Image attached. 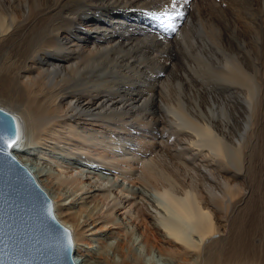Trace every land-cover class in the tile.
Segmentation results:
<instances>
[{
  "label": "rangeland",
  "instance_id": "374dc122",
  "mask_svg": "<svg viewBox=\"0 0 264 264\" xmlns=\"http://www.w3.org/2000/svg\"><path fill=\"white\" fill-rule=\"evenodd\" d=\"M123 1L124 0H119V4H111L112 1L110 0H45V5L47 4L48 6L39 8L35 11L34 13L36 14L33 16V18L35 17L34 20L26 16L27 18L25 17L22 23L17 27L18 29L20 26L22 27H20L21 30L19 29V32L21 31L20 33H18V29H16L18 34L15 36L18 35L20 37L15 38L12 42L20 39L21 41L19 42L21 43H13L9 48L10 61L7 62V65L10 64L9 70L19 66L22 67L24 61L31 60V58H29L32 55L29 51L31 48L30 42L35 43L36 40L32 41L31 39L29 42L28 38L29 34L31 37V32H33V30L37 35L43 33L41 38L45 37L47 40L50 37V32H52L51 36L53 32H59L61 33V42L65 41L64 38L77 37V40L80 39V41H84L83 43L88 44L86 42L92 41L93 36L100 33L91 32V30H89L91 24L93 26L95 22H99V26L105 25L108 27L110 26L108 22H113L116 18H122L117 19L123 21V23L120 22L121 26H117L115 31L113 27L116 23L114 21V23L111 24V28H108L106 32V39H101V41L105 42L110 38H118V36H121L123 38L121 43H109L108 50L105 49V51L100 53L101 55L96 56L97 58L95 54L94 57H89L86 61L82 57L83 55H79L80 57L76 60L84 64L86 62V69L92 72L97 79L105 81L106 86H103L102 90L108 97L116 96L117 89L119 95L116 97L121 96L124 89H127L128 92L133 91L132 93L139 95V101L137 100L134 104L143 103L142 105L140 104L141 106L149 104L160 110L163 108L164 103H175L178 99H181L183 104L185 103V107L189 114L197 118V120L206 116L210 117L213 113L217 114L216 109H218V113H221L219 114L221 115V122H223L224 119H229L224 122H227V130L228 132L230 131L227 136L233 142L226 137L227 141L232 144H236L238 140L241 141L245 138L246 141L247 139L250 141H247V151H249L246 153L247 160L245 159V164L247 165L244 166H248L251 169L250 172H247L249 168L245 169L247 167H244L239 173V178L234 181L239 185L241 191L248 193V196L241 201L243 210L239 207L240 210L234 214L232 221L236 226L239 224L241 225V234L244 235V237H242L243 241H245L250 249L252 248V250H254L251 252H257V255L262 253L264 251V244L257 243L259 235L256 227L260 222L264 223V0H190L188 9L185 13L182 12L179 6L180 4L177 3L176 0L174 8L172 6V0H125V4ZM164 13H167V15H163ZM177 13L181 14L177 15ZM125 16H130L129 18L133 20L135 19L136 27L132 28L128 26L125 22ZM181 17H183L181 19L182 23L177 26L178 28H175L177 21ZM96 18L100 20H96ZM33 24L34 26L32 27ZM38 24H40V28ZM125 30L127 31L124 32ZM27 32H29V34ZM101 33L104 34L105 32ZM55 42L56 40L52 42V45H54L53 47L46 48L51 54H57L59 42ZM80 43L81 42H79V44ZM218 43L220 45H218ZM4 49L5 46H0V61L4 56ZM37 49L40 50L39 47H37ZM124 51H127V53ZM39 54L43 55V51H39ZM170 57L172 60L171 65L165 67V60ZM232 57L244 64L245 67H248V71L258 77V80H260L262 84L263 95L260 112L253 117V125H255L254 127H252V125L251 128H248L250 130L247 132L248 136L251 134L249 138L252 139L250 140L247 137H242L243 133L246 132L245 128L249 121L247 118L250 114L245 102L238 96L239 93L240 96L243 95V93L246 94L247 90L243 89L244 86L242 88V86L232 85L234 90L231 89L226 92L225 87H223L225 90L222 86L219 88L221 82L213 83L214 81H212L215 73L220 69L222 64ZM124 65L125 67H123ZM133 66H135V68H133ZM199 67L203 72L206 70L205 78L208 76L207 80L195 73ZM119 70H123V72L120 73ZM14 71L15 70H12V72ZM209 77L212 78V80ZM208 78L210 80H208ZM75 79L77 80L78 77L76 76ZM208 83L211 85H208ZM217 83H219V87ZM110 84H114L113 87H111ZM214 84H216V88H214ZM157 91H159V94H157ZM209 91L212 94L214 93L213 95L216 98L213 99V95L210 94ZM225 95L228 98H231V95L234 97L226 101L227 97H225ZM123 97L124 100L129 98V96ZM241 98H244V96H241ZM141 100L145 101L142 102ZM217 101H220V103L218 102L217 104ZM224 101L226 104L228 103V105H224ZM128 102H131V99ZM2 103L3 102L0 101L1 105H3ZM219 104L227 107L224 110L226 113L223 111L224 116L221 110H219ZM243 104L245 109L241 107ZM8 109L9 111L11 110L10 108ZM162 112L163 111L156 113V116L154 115L156 118H154H163L166 112L165 110L163 113ZM211 112L213 113L211 114ZM219 115L218 119H215L217 118L216 115L213 119L220 121ZM138 117H140V119L137 117H129L125 122L126 126H128V131L127 133L123 130L121 131L123 140H127V142H122L124 147L111 145L110 148H115L118 153H120V151L127 152L126 154L129 157L135 154L141 157L142 153H146L148 158L156 159L157 163L166 171L170 172L173 170L172 174L174 173L176 176L183 174L185 179L182 176H178L179 179L187 181L186 178L189 179L194 173L193 171L196 170V166H198L197 164H193V162L199 163L197 162L199 158L195 160L196 158L194 159L193 156L187 154L186 156H190L189 159L191 162H189V160L186 163H184V161L182 162V158L183 156L185 158V155L178 154L176 149L179 150L182 145L183 147L185 146V142L187 141L186 137L174 133L172 135L175 137H171V131L166 124L165 126L163 125V129L168 132L163 133L162 127L160 128L157 125L152 129L153 124L151 123V125L149 123L147 117H145V119L142 115ZM198 117L200 118L198 119ZM209 117L206 118L210 119ZM224 122L222 124H225ZM256 129H259L260 134ZM133 131L136 133H133ZM159 131L165 136L160 134ZM249 131H252L254 134L252 132L249 134ZM230 134L231 136H229ZM244 134L246 135V133ZM166 139H168V141ZM171 139L175 142L174 145H172L173 142ZM146 140L151 142L147 144ZM162 140L163 142L165 141V145L162 143ZM170 140L172 143L169 142ZM178 140H184L185 142ZM158 141L163 144V146H161ZM158 145L160 146L157 147ZM250 146H253V149H250ZM96 147L100 148L98 146ZM168 149L169 151L171 149L173 150L168 153ZM30 150L34 153V156L36 155L35 158L38 159L43 166L49 167V173H55L52 175L53 178L51 175L48 177L55 184L54 188L56 192L63 194V199L60 201V196H58V199L65 212L77 211L76 217L69 218L68 216L67 218L74 230L76 232L79 230V235H75L77 243L75 254L85 251L89 261H95V264H100L103 262L102 260H104L103 257L105 256L103 254H98V251L104 249L106 245L105 241L107 240L110 246L116 247L117 249L122 247L124 249H126V247L130 248V250L132 249V253H137L136 256L139 260H142L141 262H143V264H195V256L186 255L187 253H185L181 245L164 237L162 232L163 226H160L167 221L164 223L163 217L161 218L157 214L155 216V212L148 217L137 216V208L131 204L132 202L125 201L126 197L124 196L127 195V192L123 191V187L139 190L141 194H135L137 196L136 201L139 203L146 201L148 195L154 194L153 189L148 187V192L145 186H142L135 178L125 175L121 172V169H115L105 163H101L100 160L95 159L93 155L80 154L74 151L68 152L67 150L63 152L59 149L51 150L48 147L36 146L34 144L33 146L31 145L29 151ZM140 150L143 152L141 153ZM172 154L174 156L171 157L170 155ZM251 155L250 165L248 161L249 157L247 156ZM44 156L46 159L41 158ZM173 157L176 158L175 161L179 158L181 162L179 160H177L179 163L177 161L175 162ZM88 161L91 163H88ZM180 163L184 164L185 168L183 167V169H181L182 164ZM188 163L191 164L189 165ZM177 164L181 166H177ZM188 165L189 168L186 167ZM184 169H187L186 171L188 173L189 171L190 173L192 171V173L188 175L185 171L186 175H188V177H186ZM97 172L101 173L98 174ZM63 179L68 180V182L66 180L62 182ZM112 183L117 184L116 187L114 186L113 190L110 187ZM90 186L91 188L88 189V192L84 193ZM100 186L103 189L100 188ZM214 186L216 187H214L216 191H220V185L218 186V184L216 185L215 183ZM97 187L102 190H92ZM81 194L84 198H79ZM105 195H108L107 199L104 198ZM135 195L132 197L135 198ZM235 196L236 198L239 197L240 193H236ZM114 203L115 207H113ZM68 207H70L69 210H67ZM149 209L152 208L149 207ZM97 216L101 218L94 220ZM157 216L158 218H156ZM114 217L117 218V220H115L116 222L110 223L111 219ZM96 233L104 235L99 236ZM85 235L88 237H85ZM91 246L93 247L92 251L95 249V253L97 254L94 255L93 252H89V250L86 249V247ZM260 248H262L261 251L259 250ZM113 253L112 255L115 256V259L120 258L116 251ZM262 258L264 260V257Z\"/></svg>",
  "mask_w": 264,
  "mask_h": 264
},
{
  "label": "bare ground",
  "instance_id": "6f19581e",
  "mask_svg": "<svg viewBox=\"0 0 264 264\" xmlns=\"http://www.w3.org/2000/svg\"><path fill=\"white\" fill-rule=\"evenodd\" d=\"M110 1H112L111 4H119V0ZM123 2L125 4L126 1L124 0ZM176 2L180 4L179 6L181 7L182 12L185 13L188 9L190 0H176ZM45 6H48L47 4L45 5V0H0V46H5L3 53L4 56L0 61V101L3 102V105L0 104V107L7 110L10 108V112L14 114L18 123L20 136L19 140L16 142L17 146L12 149L13 155L25 168L28 169L40 187L49 196L53 203V211L56 218L62 225L68 227L71 232L74 246L73 258L75 264H95V261H89L85 251H83V253H74L76 252L77 246L75 235H79V230L76 229V232L69 224L67 218L68 216L69 218L76 217L77 211L65 212L62 204L59 202V199L60 201L63 199V194L56 192V189L54 188L55 184L48 177L50 175L52 177L55 173H49V167L47 168L43 166L42 163L35 158L36 155L34 156V153H32L31 150L29 151L31 145L33 146V144L36 146H45L51 150L59 149L63 152H65L64 150H67L68 152L74 151L80 154H87L90 156L93 155L95 156V159L100 160L101 163H105L115 169H121V172L125 175L135 178L136 181L140 182L142 186H145L147 190L148 187L153 189L154 194L148 195L146 197V201L139 203L136 201L137 196L135 195L141 194L139 190L123 187V191L127 192V195L124 196L126 197L125 201L132 202L131 204L137 208V216L148 217L155 212V216L157 214L161 218L163 217L164 223L167 221L163 225L160 224V227L163 226V230L162 228L161 230L164 237L181 245L185 253H187L186 255L195 256V264H264V260L262 258L264 257V251L258 255L256 254L257 252H251L254 250H252V248L250 249V247L246 245L245 241H243L242 237H244V235L241 234V225L239 224L236 226L232 221L234 214L240 209L243 210V206L241 207V201L248 196V193L241 191L239 185L234 182L239 178V173L244 169V167H247L245 169L249 168L248 166H244L247 165L245 164V159L247 160L246 153L249 151H247L248 139L247 141L245 140L246 138L244 140L242 139L243 141H239L237 139L238 142L236 144L228 142L226 137H228L227 134H229L230 131L228 132L227 122L224 121H228L229 119H224L223 122L225 124H222L223 122H221L220 119L221 115H219L221 113H218V109H216L217 114H214V111L211 112V114H214H212L213 118H215L214 116L216 115L217 118L215 119H218L219 115L220 121L213 119L212 115H210V117L205 115L210 119H207L206 117L199 119L200 117H198L199 120H197V118H194L189 114L187 108L185 107V103L183 104L181 99H178L175 103L166 102L164 103L163 108L159 110L149 104H144L143 106H141L143 103L134 104L138 100L139 95L132 93L133 91L130 90V92H128L127 89H124L121 96L116 97L119 95L117 89V93L114 91L117 94L116 96L108 97V95L106 96L102 90V87L106 86L105 81L97 79L92 72L86 69V62L84 64L76 60L81 55H83L82 57L85 60H88L89 57H94L95 54V57L97 55L99 56L101 55L100 53L108 48L109 43H121L123 41L121 36H118V38H110L105 42L101 41V39H106V32L108 28H111V24L114 23V21L116 23L113 27L114 29L117 28V26H121L120 22L123 23V21L117 19L122 18H116L113 22L106 21L110 24L108 27L105 25L99 26V22H95L93 26L91 24L89 27L90 29H88L93 33H100L94 35L92 41L86 42L88 44L83 43L84 41L82 42L80 39L77 40V37H70L71 39L64 38L65 41L61 42V33L59 32H53V38L51 36L52 32H50L48 40L45 37L41 38L43 33L37 35L33 30L30 37L29 32H27L29 34V42L31 39L32 41L36 40L35 43L30 42L31 48L29 47V51L32 55L29 58H31V60L24 61L22 67L19 66L12 69L15 70L14 72L9 70L10 64L7 65V62L10 61L9 48L13 43H21L19 42L21 41L20 39L12 42L15 38L20 37L15 35L21 32H19V29L21 30L22 27L20 26L21 28L19 27V29L17 27L22 23L26 16L34 20L35 17L33 18V16L36 14L34 12ZM129 17L130 16H125L126 24L132 28L136 27L135 19L133 20ZM182 18L183 17L177 21L175 28H178L177 26L182 23ZM96 20L100 19L96 18ZM39 25L40 24H38V27L40 28ZM33 26L34 24L32 27ZM16 29H18V33L16 32ZM126 31L127 30L124 32ZM101 32L105 33L102 34ZM54 40L59 42L57 54H51L46 50V48L54 46L52 45ZM79 42L82 44H79ZM218 45L220 44L218 43ZM37 47H39L40 50H38ZM39 51H43V55H40ZM125 53H127V51ZM171 57L165 60V67L171 65ZM123 67H125V65ZM133 68H135V66H133ZM247 68L248 67H245L240 61L232 57L222 64L220 69L215 73L213 80L210 78L211 76L209 78L214 81L213 83L221 82V84L217 83V86L219 84V88H221V86L222 88L225 87L226 92L227 90L233 89L232 85L242 86V88L244 86L243 89L247 90L246 94L243 93V95H241L242 97L244 96V98H241L239 95L240 93L238 96L241 100L243 99L249 110L250 115L247 118L249 121L245 128L246 132H244L246 135L244 133L242 135V137L249 138L251 136L250 132L252 131H249L250 135L248 136L247 132L250 130L248 128H251L254 123L253 117L260 112L259 110L262 101L263 89L261 81L258 80V77L250 73V71H248L249 68ZM205 71L203 72V70L199 67L195 73L205 78ZM119 72L122 73L123 70H119ZM76 76L78 77L77 80L75 79ZM207 77L205 78L206 80ZM209 78L208 80H210ZM110 85L113 87L114 84ZM208 85L211 84L208 83ZM215 85L216 84H214V86ZM214 88H216V86ZM157 92V94H159V91ZM211 92L210 94H212ZM123 96H129V98L124 100ZM225 97L227 96L225 95ZM233 97L234 96L231 95V98ZM214 98L216 97L213 95V99ZM231 98L227 97L226 101ZM130 99L131 102H128ZM141 101L144 102L145 100ZM218 102L220 103V101H217L216 103L218 104ZM224 105H228V103L226 104L225 102ZM224 105L219 104V110H221L222 115L224 114L223 111L227 108ZM241 107H244V104ZM242 109H245V107ZM164 110L166 112L164 113L165 116L163 115V118L160 117V119H155V114L161 111L164 112ZM224 112L226 113V111ZM139 115H142L144 119L145 117L149 119V123L153 124L152 129H154L155 125L160 128L162 127L163 129V125L165 126L166 124L168 129L171 131V137L174 136L172 135L173 133L186 137L187 141L184 139L186 142L184 140H178L185 142V146L183 147L182 145L179 150L176 149L178 154L185 155V158L184 156V159L182 158V162L184 161V163H186L188 160L191 162L189 159L190 156H186L187 154L193 156L194 159L196 158L195 160L199 158L197 161L199 163L193 162V164H197L198 166L195 165L196 170L193 171L194 173L192 176H190L189 179L186 178L188 182L184 180L185 178L183 177V174L179 172L181 175L176 176L174 173L172 174L173 170L170 172L166 171L157 163L156 159L148 158L147 154L142 153L143 151L141 150V157H138L136 154L129 157L126 154L127 152L120 151V153H118L115 148H110L111 145L124 147L122 142H127V140H123L121 131L123 130L125 133L128 131V126H126L125 122L129 117H137L140 119V117H138ZM146 122L148 123L147 120ZM254 125L252 127H254ZM164 131L165 129H163V133L168 132ZM258 131L259 129L257 132ZM134 132L135 131H133V133ZM163 133L160 134L163 135ZM258 133L260 134V131ZM229 136H231V134ZM168 139L166 140L168 141ZM250 139L252 138H249V140ZM171 140L169 142H171ZM229 140L232 141L230 138ZM150 142L146 140L147 144ZM164 142L162 140V143L165 145ZM174 143L175 142H173L172 145H174ZM159 144L163 146V144ZM96 146L100 148H97ZM252 147L250 149H253ZM170 151L168 149V153H170ZM170 156L172 157L174 155L172 154ZM187 157L188 159L186 160ZM247 157H249L248 161L251 165L250 157H252V155ZM41 158L46 159L45 156ZM175 159L176 158H174V161ZM177 160H179V158ZM89 162L90 161H88V163ZM180 164H177V166ZM189 165L186 167L189 168ZM183 167L185 168L184 164H182L181 169H183ZM186 170L187 169H184V174L188 177L192 171L191 173L189 171V174ZM248 170L247 172H250L251 169L249 168ZM185 171L188 175H186ZM178 176H182L184 179H179ZM65 180L63 179L62 182H65ZM66 181L68 182V180ZM215 183L216 185L218 184V186L220 185V191H216V187L214 186ZM114 186L116 187L117 184H110L112 190L114 189ZM90 188L91 186L87 188V191L84 193L88 192V189ZM100 188L102 187L100 186ZM102 189H98L97 187L92 190L95 191ZM236 193H240V196L237 198L235 196ZM133 195L136 197H132ZM58 196H60L59 199ZM79 198L84 197H82L81 194ZM104 198L107 199L108 195H105ZM113 207H115V203L113 204ZM149 207L152 209H149ZM239 207L241 208L239 209ZM69 208L70 207H68L67 210H69ZM158 216L156 218H158ZM99 218L101 217L97 216L94 220H98ZM115 220H117V218L114 217L111 219L110 223L116 222ZM256 229L259 235L257 243L264 244V223L260 222ZM96 234L99 236L104 235L101 233ZM85 237L88 236L85 235ZM105 242L106 245L104 246V249L102 251H98V254H103L105 256L103 257V262L100 264H106V262L107 264H143V262H141L142 260H139L136 256L137 253H132V249L130 250L128 247H126V249L123 247L117 249L116 247L110 246V243H107V240ZM86 249L89 250V252H93L94 255L97 254L95 253V249L92 251V246L86 247ZM259 250L261 251L262 248ZM114 251H116L120 258L115 259V256L112 255L114 254Z\"/></svg>",
  "mask_w": 264,
  "mask_h": 264
},
{
  "label": "water",
  "instance_id": "95a60500",
  "mask_svg": "<svg viewBox=\"0 0 264 264\" xmlns=\"http://www.w3.org/2000/svg\"><path fill=\"white\" fill-rule=\"evenodd\" d=\"M0 109V134L14 139L16 117ZM16 146L0 142V264H75L73 239L69 246L64 231L69 228L58 221L52 200L13 155Z\"/></svg>",
  "mask_w": 264,
  "mask_h": 264
},
{
  "label": "snow or ice",
  "instance_id": "6c2138e0",
  "mask_svg": "<svg viewBox=\"0 0 264 264\" xmlns=\"http://www.w3.org/2000/svg\"><path fill=\"white\" fill-rule=\"evenodd\" d=\"M173 3V8L175 7V0H172ZM181 13H177V15H180ZM163 15H167V13H164ZM3 112V109H0V113ZM3 124V121L0 120V125ZM12 135L15 137L14 139H10V138H5L2 134H0V142H3L4 144H6L7 148H11L15 145L16 141L19 140V130L18 128H16L13 132ZM2 150V149H0ZM66 233H68L67 236V244L69 246H71L72 244V238H71V234L69 232V230L65 229L64 230Z\"/></svg>",
  "mask_w": 264,
  "mask_h": 264
}]
</instances>
